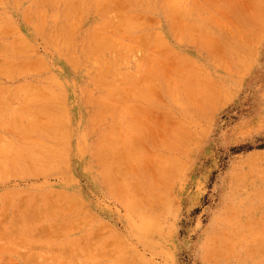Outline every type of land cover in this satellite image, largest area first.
<instances>
[{
	"label": "rangeland",
	"instance_id": "obj_1",
	"mask_svg": "<svg viewBox=\"0 0 264 264\" xmlns=\"http://www.w3.org/2000/svg\"><path fill=\"white\" fill-rule=\"evenodd\" d=\"M0 264H264V0H0Z\"/></svg>",
	"mask_w": 264,
	"mask_h": 264
},
{
	"label": "bare ground",
	"instance_id": "obj_2",
	"mask_svg": "<svg viewBox=\"0 0 264 264\" xmlns=\"http://www.w3.org/2000/svg\"><path fill=\"white\" fill-rule=\"evenodd\" d=\"M118 65V64H117ZM125 76V75H124ZM11 100V99H10ZM81 138V137H80Z\"/></svg>",
	"mask_w": 264,
	"mask_h": 264
}]
</instances>
